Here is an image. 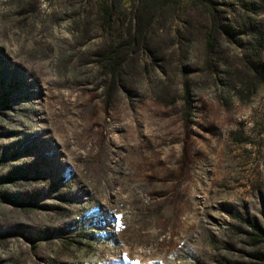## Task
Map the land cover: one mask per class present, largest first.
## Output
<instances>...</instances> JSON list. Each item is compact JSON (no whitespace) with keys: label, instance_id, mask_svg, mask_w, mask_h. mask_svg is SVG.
Segmentation results:
<instances>
[{"label":"rangeland","instance_id":"1","mask_svg":"<svg viewBox=\"0 0 264 264\" xmlns=\"http://www.w3.org/2000/svg\"><path fill=\"white\" fill-rule=\"evenodd\" d=\"M160 6L0 0V264H264V0Z\"/></svg>","mask_w":264,"mask_h":264},{"label":"trees","instance_id":"2","mask_svg":"<svg viewBox=\"0 0 264 264\" xmlns=\"http://www.w3.org/2000/svg\"><path fill=\"white\" fill-rule=\"evenodd\" d=\"M181 0H137V7L135 9L134 16L131 21L132 28L128 32L130 38L128 40H122L116 43L111 49H107L105 52L104 61H111L109 67L113 68V74L119 73L122 64L119 65L121 58L120 56L126 55L128 51L139 50L140 43L148 41V30L151 28L156 17L157 3L161 4L162 7L176 5ZM108 23L113 24V16L108 17ZM123 37V36H122ZM137 47V49H136ZM123 61V60H122ZM115 85V84H113ZM253 228L258 232V236L264 239V229L258 224H253Z\"/></svg>","mask_w":264,"mask_h":264}]
</instances>
